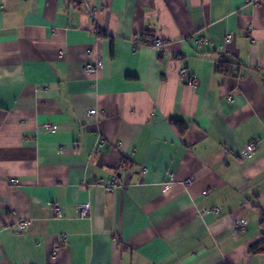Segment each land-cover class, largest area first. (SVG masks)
Returning <instances> with one entry per match:
<instances>
[{"label":"crops","instance_id":"0c3cea01","mask_svg":"<svg viewBox=\"0 0 264 264\" xmlns=\"http://www.w3.org/2000/svg\"><path fill=\"white\" fill-rule=\"evenodd\" d=\"M260 213L264 0H0V264H264Z\"/></svg>","mask_w":264,"mask_h":264},{"label":"built area","instance_id":"2783aa9c","mask_svg":"<svg viewBox=\"0 0 264 264\" xmlns=\"http://www.w3.org/2000/svg\"><path fill=\"white\" fill-rule=\"evenodd\" d=\"M251 3H253L255 6H257L259 4V0H247ZM248 29H251V26L247 27ZM232 38V34L231 33H227L224 37L225 42H229ZM153 45L160 47L162 45V41L161 39L157 38L153 41ZM102 65V61L101 59H96L93 62H86L83 65V71L87 74V73H91L95 70H97L98 68H100ZM187 65H184L183 67H181L179 69V75L180 76H184L185 74H187ZM190 84H196L197 83V79L196 78H191L189 80ZM96 110L95 109H89L87 111L88 115H93L96 114ZM42 127L45 131L47 132H51L54 131L56 128V124L54 122H46L42 124ZM256 148V142L254 139L249 140L247 143H245L242 147V149L239 152V156L242 158H246L251 156ZM12 182H16V180L12 179ZM176 179L173 175L170 174L169 178L167 181H164L161 183V188L163 190H165L166 188H168L171 184L176 183ZM179 183L187 186L189 184L192 183V178L188 177L185 180H181ZM95 186L102 188L105 192H113L115 190H118L120 188H122V185L119 183L118 178L116 176V174H110L108 175L105 179H97L94 183ZM76 211L78 213V217L81 219H87L90 217L91 214V203L90 201H85V202H81V203H77L76 204ZM212 212L214 213H219L220 212V207L216 206L212 208ZM55 214L57 217L61 216V212L60 209L55 207ZM29 224L28 220H22L19 221L16 225H15V229L17 231H21L24 228H26ZM246 222L244 219L240 218V219H236L233 223V230L236 231L240 228L245 227ZM64 239V237H62V240Z\"/></svg>","mask_w":264,"mask_h":264},{"label":"trees","instance_id":"16d2710c","mask_svg":"<svg viewBox=\"0 0 264 264\" xmlns=\"http://www.w3.org/2000/svg\"><path fill=\"white\" fill-rule=\"evenodd\" d=\"M223 68V66H221ZM171 123L178 129L183 128V123L179 120H171ZM259 224L262 228L261 239L250 246L251 251L259 254H264V214L260 213Z\"/></svg>","mask_w":264,"mask_h":264}]
</instances>
